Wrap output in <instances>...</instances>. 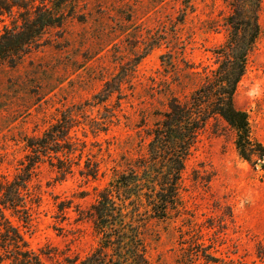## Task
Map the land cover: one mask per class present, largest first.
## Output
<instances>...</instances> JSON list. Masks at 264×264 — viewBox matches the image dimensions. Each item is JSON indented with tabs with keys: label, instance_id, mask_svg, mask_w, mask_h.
<instances>
[{
	"label": "rangeland",
	"instance_id": "rangeland-1",
	"mask_svg": "<svg viewBox=\"0 0 264 264\" xmlns=\"http://www.w3.org/2000/svg\"><path fill=\"white\" fill-rule=\"evenodd\" d=\"M22 1L46 4L61 21L0 64V181L27 163L24 138L42 136L63 115L80 149L70 168H59L57 156L34 167L28 227L7 212L42 263L83 259L99 245L92 207L99 190L119 182L113 199L124 205L149 264H264V159L242 158L234 130L215 116L177 179L154 136L171 98L185 99L217 67L228 0ZM22 11L0 14V34L21 23ZM258 21L234 103L264 145V0ZM87 164H96L95 178ZM170 179L175 197L158 216L149 201Z\"/></svg>",
	"mask_w": 264,
	"mask_h": 264
},
{
	"label": "trees",
	"instance_id": "trees-1",
	"mask_svg": "<svg viewBox=\"0 0 264 264\" xmlns=\"http://www.w3.org/2000/svg\"><path fill=\"white\" fill-rule=\"evenodd\" d=\"M58 1L62 3L65 0ZM228 4L231 13L226 21L227 39L214 51L217 67L205 74L202 83L185 99L171 98L168 110L162 114L154 129L155 141L162 145L160 150H164L168 157L169 174L177 179L192 145L209 119L215 116L234 130L235 144L242 158L247 161L253 156L264 159V145L251 138L246 111L237 108L234 103L238 83L246 72L249 54L259 36L261 0H228ZM14 8L23 10L21 23L12 27L4 25L5 30L0 34V64L11 54L26 52L49 27L61 21V15L44 3L25 5L22 0H0V14H12ZM61 120L40 137H25L29 150L25 156L27 163L12 180L0 181V264L5 261L9 264H43L7 212L28 227L27 185L36 164L43 158L57 156L62 162L59 168H70L72 155L80 149L70 141L72 125L69 117L63 115ZM97 172L96 164L86 165L87 176L95 178ZM173 181L170 179V185L161 188L157 200L149 201L158 216L165 214L168 204L175 197L176 185ZM122 183L126 184V181ZM118 184L99 190L92 207L95 227L102 235L99 245L83 259H67V264H149L141 239L137 233L131 232V224L124 221L127 216L123 213L124 205L113 199L114 193H118ZM206 257L216 260L211 255Z\"/></svg>",
	"mask_w": 264,
	"mask_h": 264
}]
</instances>
